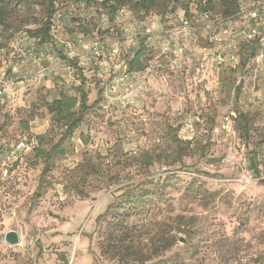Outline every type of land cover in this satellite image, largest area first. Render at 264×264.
<instances>
[{
    "label": "rangeland",
    "instance_id": "374dc122",
    "mask_svg": "<svg viewBox=\"0 0 264 264\" xmlns=\"http://www.w3.org/2000/svg\"><path fill=\"white\" fill-rule=\"evenodd\" d=\"M191 3L178 0L164 17L123 8L111 18L97 4L59 0L41 44L28 32L43 27L45 0H0V264H264V62L255 73L241 45L237 68L218 64L200 25L183 28ZM140 44L144 68L130 72ZM80 76L87 105L99 103L42 175L36 137L46 150L62 131L46 104L73 96ZM239 113L250 117L246 140ZM9 231L18 245L4 243Z\"/></svg>",
    "mask_w": 264,
    "mask_h": 264
},
{
    "label": "trees",
    "instance_id": "16d2710c",
    "mask_svg": "<svg viewBox=\"0 0 264 264\" xmlns=\"http://www.w3.org/2000/svg\"><path fill=\"white\" fill-rule=\"evenodd\" d=\"M14 4L22 3H32L36 0H9ZM72 3H84V4H97L98 7L106 12L111 18L116 15L121 9L128 8L136 14H148L156 12L158 15L164 17L168 11L173 12L178 2V0H71ZM202 1L204 4L202 5ZM222 12L221 18H228L235 14L236 12V0H221ZM59 0H45L46 6V17L44 25L42 28L36 29L32 32H28L30 37L39 40L41 44H47L50 40V31L52 26V18L56 13V5ZM172 4V7L170 5ZM215 1L214 0H199L197 4V9L200 12H211L214 14ZM170 8V9H169ZM231 9V11H230ZM185 15L189 14L188 7L184 10ZM215 15V14H214ZM4 18V13L0 10V22ZM78 27L81 28V32L85 31V26L83 23L78 22ZM248 46V45H247ZM251 55L254 56V49L251 46ZM147 54V50L143 44H140L138 50L135 52L133 57L127 62L128 71H140L144 68L143 59ZM251 58V59H252ZM249 58V60H251ZM147 61V59L145 60ZM243 66L249 65V62ZM86 80L80 76L79 86L75 88V94L69 95L66 92L60 91L58 96L55 97L50 103L46 104L48 115L50 116V122L54 126L62 129L60 138L53 144H51L46 150L41 148L42 143L45 140V135H40L36 137V140L41 144L36 149V156L42 158L44 161V169L42 175L50 171V163L57 157H62L66 154L65 141L69 142L72 138L74 132L82 124L85 115L92 109L96 108L99 103V96L96 101L91 105H87V93L85 92ZM239 90L235 88V96H237ZM99 95V93H98ZM237 125L239 131V137L241 140H246L249 133L250 117L247 114L239 113L237 114ZM24 129L27 130V124H24ZM52 131V130H51ZM264 185V181L261 182ZM42 185L40 184L34 192L33 197L39 199L42 196ZM45 192V191H43ZM123 196L125 194H122ZM126 198L131 201V195L127 194ZM121 207V206H118ZM111 207H109L104 216L110 212ZM98 219L96 222H98Z\"/></svg>",
    "mask_w": 264,
    "mask_h": 264
},
{
    "label": "built area",
    "instance_id": "2783aa9c",
    "mask_svg": "<svg viewBox=\"0 0 264 264\" xmlns=\"http://www.w3.org/2000/svg\"><path fill=\"white\" fill-rule=\"evenodd\" d=\"M204 1H202V5ZM119 12H123L121 9ZM189 19L183 20V28L187 31H195L200 25V30L206 35V39L210 45L209 51L215 54L221 62H225L233 69L239 64V54L241 45H250L254 49V56L251 60L255 73L264 62V0H236V12L228 18H219L211 12H200L197 5L191 3L189 7ZM199 24V25H198ZM92 56L95 60L101 58L104 48L98 41L92 42ZM118 46L115 44L111 50V54H117ZM35 50L23 53L34 59ZM175 59L174 65L178 66L180 60ZM58 60L57 57H49L50 62L47 69L53 70V63ZM250 65H247V70ZM46 69V71H47ZM240 77L239 80L243 79ZM1 94V92H0ZM122 104L134 105V100L121 96ZM190 126V121L187 120ZM22 145H17L15 150L9 156L13 158L15 151H22Z\"/></svg>",
    "mask_w": 264,
    "mask_h": 264
},
{
    "label": "water",
    "instance_id": "95a60500",
    "mask_svg": "<svg viewBox=\"0 0 264 264\" xmlns=\"http://www.w3.org/2000/svg\"><path fill=\"white\" fill-rule=\"evenodd\" d=\"M4 243L8 246H16L20 243L19 234L15 231H9L4 235Z\"/></svg>",
    "mask_w": 264,
    "mask_h": 264
},
{
    "label": "crops",
    "instance_id": "0c3cea01",
    "mask_svg": "<svg viewBox=\"0 0 264 264\" xmlns=\"http://www.w3.org/2000/svg\"><path fill=\"white\" fill-rule=\"evenodd\" d=\"M209 44V43H208ZM216 61L218 62V64L222 63L219 58H216ZM184 129L187 131V133H193V127L192 124L190 122V126L187 125V121L184 124Z\"/></svg>",
    "mask_w": 264,
    "mask_h": 264
}]
</instances>
